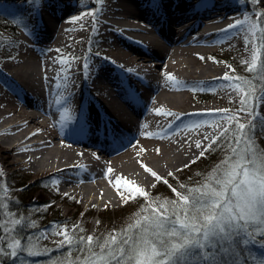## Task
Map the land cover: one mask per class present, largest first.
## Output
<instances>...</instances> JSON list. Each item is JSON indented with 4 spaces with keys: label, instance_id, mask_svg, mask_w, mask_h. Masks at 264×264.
I'll return each mask as SVG.
<instances>
[{
    "label": "bare ground",
    "instance_id": "6f19581e",
    "mask_svg": "<svg viewBox=\"0 0 264 264\" xmlns=\"http://www.w3.org/2000/svg\"><path fill=\"white\" fill-rule=\"evenodd\" d=\"M219 1L42 0L36 6L4 0L3 7L30 5L34 30L21 37V55L0 64L3 166L20 163L88 208L103 209L140 198L116 181L147 192L160 177L200 159L244 115L233 106H241L240 90L223 77L239 81L217 53L251 69L257 30L237 21L251 23L252 10H264V0ZM163 26L166 35L158 30ZM35 47L45 57L37 58ZM198 94L205 101H196ZM261 94L257 113L264 120ZM226 113L236 119L226 120ZM61 115L68 117L64 131ZM205 120L220 124L186 127Z\"/></svg>",
    "mask_w": 264,
    "mask_h": 264
},
{
    "label": "rangeland",
    "instance_id": "374dc122",
    "mask_svg": "<svg viewBox=\"0 0 264 264\" xmlns=\"http://www.w3.org/2000/svg\"><path fill=\"white\" fill-rule=\"evenodd\" d=\"M245 1L248 5L251 4L250 0ZM3 5H5L4 0H0V64L14 62L21 55V43H19L21 37L34 30L30 22L32 21L31 14L28 13L29 15H27L19 10L24 7L19 5L16 8L19 11H16L3 7ZM26 5L31 10L30 5ZM26 7L25 9H28ZM262 13L264 10L262 12L256 9L252 10L254 21L251 23L256 24L257 30L254 39L257 38L258 40V48L254 52L257 58L255 69H247V66L240 60L239 62L232 61L227 53H217L219 60L231 71L230 75L234 78L250 81L251 86H245L244 92L243 89H240L242 101L247 93H251L247 97L249 100L247 111H242L243 118L241 117L240 122L229 124L224 132L216 136L206 152L196 162L171 172L167 177L156 182L152 189L146 193H140L147 196V199L144 197L131 198L120 206L109 205L103 209H90L81 203L79 198L66 195L62 190L52 188L50 182L46 181L45 178L37 175L34 171L24 169L20 163L4 167L0 160V249H3V252L0 253V264L6 256L13 259L14 264H21V259L27 264H79L89 257V248L94 254L100 252V248L97 247L98 242L103 244L105 240L111 237L115 239L116 244L110 245V247H115L120 245L126 236L138 233V229H132L130 233L129 228L135 224L136 219L145 214L142 213V209L146 204L150 207L155 206L151 198L161 201L174 200L177 197L171 190L172 188L176 187L183 192L186 188L200 186L206 177L231 155L230 149L237 142L241 147L244 144L250 145L252 150L258 153L264 151V120L257 113V100L264 92V87L262 91L259 90V95H256L259 89L258 85L261 82L264 85V78H262L264 73L260 70L264 67V15H261ZM3 28L9 32L3 31ZM87 49L90 52H95L93 46H88ZM32 50L37 53V58L45 57L47 53L39 47ZM1 80L0 76V88L4 89L5 86L3 87L4 83H1ZM202 96L204 95L198 94L194 98L196 101L198 99L205 101ZM233 106L236 108L237 114L240 115L242 104L241 106ZM257 122L262 126H257ZM239 124H244L243 135L234 138L233 133L238 130ZM212 157L216 159L212 161ZM24 178L30 179L27 189L24 188L26 186H23ZM245 178L246 175L240 177L241 183L244 182ZM163 181H167V184ZM45 184L50 190H44ZM225 191L227 193V189ZM40 193L45 196L46 200L43 202H39L41 201ZM227 195L230 197L232 193H227ZM25 196L26 198L22 200ZM28 196L30 199L27 198ZM2 205H7V208L2 207ZM47 213L50 215L44 217ZM98 215H100L101 222L96 218ZM16 220H19L20 223H15ZM57 226L62 230H67L72 238L71 243L63 242V231L60 235H53V229ZM177 227L179 226L177 225ZM247 231L252 235L249 236L242 231L236 237L237 243L241 246V249L238 248V245L236 246V249H240L239 251L236 250L239 253L238 257L221 253V245L218 244L216 249L218 259L221 261L239 259L245 264H259L260 261L264 260V247H262L264 237L259 235V225L251 224ZM87 237L88 240L86 241ZM14 238L20 239L22 246H27L29 238H31L34 248L41 250L46 248L47 251L37 257H29L26 252H18L17 257H12L8 244ZM245 240L248 241L247 244L243 242ZM121 246L125 247L126 250L128 248L127 245ZM223 247H229L227 241L223 243ZM56 249L59 252L53 255ZM208 251L211 252L212 249H208ZM196 254L199 255V249L196 250ZM131 264H135V260H132ZM201 264H210V262L202 260Z\"/></svg>",
    "mask_w": 264,
    "mask_h": 264
},
{
    "label": "snow or ice",
    "instance_id": "6c2138e0",
    "mask_svg": "<svg viewBox=\"0 0 264 264\" xmlns=\"http://www.w3.org/2000/svg\"><path fill=\"white\" fill-rule=\"evenodd\" d=\"M31 2L36 6H42V0H31ZM253 3H256V0H253ZM93 15L95 16V14ZM245 23H249L250 31H255L256 24L250 23L247 17L243 21H237V25L242 26ZM235 27V25L229 26L232 30ZM253 55L255 56V53ZM67 63L68 61L60 60L61 65ZM256 67L255 58H253L252 69ZM88 69L89 65L85 60L84 70L87 72ZM260 70L264 73V67ZM167 79L173 85L180 83L171 75H168ZM236 79L239 83L227 75L223 77V81L227 85L238 91L243 89L244 92L245 86H251L248 80ZM249 95L251 93H247L241 103L242 111H247L249 104L247 97ZM67 111L65 109V113ZM60 119L61 131H64V121L68 117L61 115ZM225 119L233 121L236 118L226 113ZM219 124L220 121L218 120H205L189 124L186 127L209 126L215 128ZM243 129L244 124H239V128L233 133V137H242ZM74 132L79 134L82 129H74ZM196 144L198 148L201 147L200 141H197ZM230 151L231 155L218 165L200 186L186 188L183 192L172 188L171 190L176 194V199L153 200L154 207L146 204L142 209V213L145 214L136 219L135 224L129 228L130 233L132 229H138V233L126 236L120 245L115 247H110V245L116 244L115 239L111 237L105 240L103 244L98 242L97 247L100 248V252L94 254L89 248V257L79 264H114V262L115 264H131L132 260H135V264H201L202 260L209 261L210 264H245L239 259L221 261L218 259L216 249L217 245L220 244L221 253L238 257L236 237L242 231L251 236L252 233L247 231L251 224L259 225V235L264 237V151L258 153L252 150L248 144L241 147L239 142L231 147ZM245 170H247L246 173ZM245 175L246 178L241 183L240 177ZM152 176L157 179L158 175ZM115 183L118 188H127V192L130 194H136V196L147 199V196L140 194L141 189L143 193H146L143 188L128 184L123 180ZM163 183L167 184V181H163ZM181 187L183 188L182 185ZM225 189H227V193H232L230 197ZM2 207L7 208V205H2ZM14 222L20 223L19 220ZM61 231H63V242L71 243L72 238L66 229L62 230L57 226L53 229V235H60ZM134 236L135 238H133ZM225 241L229 245L227 248L223 247ZM243 242L248 243L247 240ZM121 245H127V250ZM8 248L11 250L12 257H17L18 252H26L29 257H37L47 251L46 248L43 250L34 248L31 238H29L27 246H22L21 240L14 238L8 244ZM197 249H199V255L196 254ZM208 249H212V251L210 252ZM2 252L3 249H0V253ZM21 264H27V262L21 259ZM259 264H264V260L260 261Z\"/></svg>",
    "mask_w": 264,
    "mask_h": 264
},
{
    "label": "trees",
    "instance_id": "16d2710c",
    "mask_svg": "<svg viewBox=\"0 0 264 264\" xmlns=\"http://www.w3.org/2000/svg\"><path fill=\"white\" fill-rule=\"evenodd\" d=\"M263 24H264V22H263ZM3 31H6V32H9V30H7V29H4L3 28ZM263 55H264V53H263ZM263 82H261L259 85H258V90H257V93H259L260 91L259 90H261V88H262V86H263V84H262ZM256 93V94H257ZM258 123V122H257ZM262 126V124H260V123H258V125L257 126ZM260 126V127H261ZM216 158H214V157H212V161H214ZM2 176L4 175V174H1ZM25 180H24V183H23V186H26V187H24V188H28L29 187V184H28V182H29V178H24ZM176 188V187H175ZM177 189V188H176ZM177 191H181V190H178L177 189ZM24 198H26V196L25 197H23L22 198V200L24 199ZM27 198H29L30 199V197L28 196ZM151 200H152V202H153V200H155L154 198H151ZM24 201H26V200H24ZM23 201V202H24ZM50 215V213H47V214H45L44 215V217H48ZM100 217V215H98L96 218L98 219V221L99 222H101V218H99ZM237 245H238V248H240L241 249V246L237 243ZM240 249H236L237 251H239ZM58 250L56 249V251H54V253H53V255H56V254H58ZM5 260H3V262H2V264H14V260L13 259H11V258H8V256H6V258H4Z\"/></svg>",
    "mask_w": 264,
    "mask_h": 264
}]
</instances>
